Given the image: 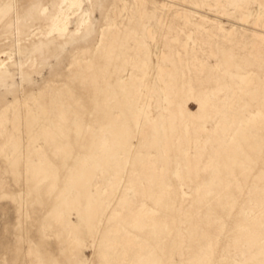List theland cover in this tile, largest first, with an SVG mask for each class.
<instances>
[{
	"label": "rangeland",
	"instance_id": "rangeland-1",
	"mask_svg": "<svg viewBox=\"0 0 264 264\" xmlns=\"http://www.w3.org/2000/svg\"><path fill=\"white\" fill-rule=\"evenodd\" d=\"M81 2L0 0V264H264V0Z\"/></svg>",
	"mask_w": 264,
	"mask_h": 264
},
{
	"label": "bare ground",
	"instance_id": "bare-ground-1",
	"mask_svg": "<svg viewBox=\"0 0 264 264\" xmlns=\"http://www.w3.org/2000/svg\"><path fill=\"white\" fill-rule=\"evenodd\" d=\"M81 5V0H60V14L58 16L56 15L57 17L54 21L52 32H66L71 17L81 11Z\"/></svg>",
	"mask_w": 264,
	"mask_h": 264
}]
</instances>
